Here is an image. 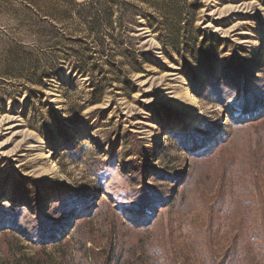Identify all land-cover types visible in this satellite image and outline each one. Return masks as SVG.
<instances>
[{
	"label": "rangeland",
	"instance_id": "1",
	"mask_svg": "<svg viewBox=\"0 0 264 264\" xmlns=\"http://www.w3.org/2000/svg\"><path fill=\"white\" fill-rule=\"evenodd\" d=\"M0 264H264V0H0Z\"/></svg>",
	"mask_w": 264,
	"mask_h": 264
},
{
	"label": "trees",
	"instance_id": "2",
	"mask_svg": "<svg viewBox=\"0 0 264 264\" xmlns=\"http://www.w3.org/2000/svg\"><path fill=\"white\" fill-rule=\"evenodd\" d=\"M47 231H45L44 233H46ZM60 237V234L57 233V232H51L50 234H46L45 236V240L48 242V243H51L55 240H58Z\"/></svg>",
	"mask_w": 264,
	"mask_h": 264
}]
</instances>
